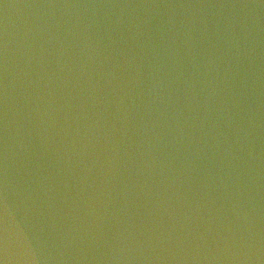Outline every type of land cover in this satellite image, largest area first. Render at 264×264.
<instances>
[{
  "label": "water",
  "instance_id": "obj_1",
  "mask_svg": "<svg viewBox=\"0 0 264 264\" xmlns=\"http://www.w3.org/2000/svg\"><path fill=\"white\" fill-rule=\"evenodd\" d=\"M0 264H264V0H0Z\"/></svg>",
  "mask_w": 264,
  "mask_h": 264
}]
</instances>
